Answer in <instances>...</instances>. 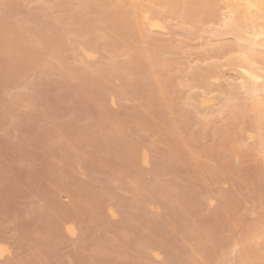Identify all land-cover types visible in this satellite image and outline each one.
Listing matches in <instances>:
<instances>
[{
    "label": "rangeland",
    "instance_id": "rangeland-1",
    "mask_svg": "<svg viewBox=\"0 0 264 264\" xmlns=\"http://www.w3.org/2000/svg\"><path fill=\"white\" fill-rule=\"evenodd\" d=\"M105 2L0 0V264H240L226 254L264 221L262 153L231 143L238 125L222 145L234 150L212 142L220 103L195 106L199 81L174 69L162 98L140 67L120 72L152 45L120 26L114 45ZM168 20L152 34L183 43L179 66L216 48Z\"/></svg>",
    "mask_w": 264,
    "mask_h": 264
},
{
    "label": "bare ground",
    "instance_id": "bare-ground-1",
    "mask_svg": "<svg viewBox=\"0 0 264 264\" xmlns=\"http://www.w3.org/2000/svg\"><path fill=\"white\" fill-rule=\"evenodd\" d=\"M114 1H115L116 6H114V8L112 7L113 9L110 8L111 9L110 13L102 14V16L108 15L111 18L110 19L109 17L105 16L107 18L106 22H108V24H109V21L111 20L110 22L111 24L106 25L108 26L107 29L109 30L107 31L106 29L107 35H109V33L111 35L110 41L114 45L116 44L114 43L115 42L114 38L112 39V36L114 37L116 36V34L112 35V31L123 32L121 31V28L119 27L118 28L120 30H116V31L115 29H118V28H114V30L112 31L110 28H113L115 26L116 27L120 26L123 28L125 27L126 29L125 28L123 29L125 31H127L128 29L129 30L134 29L132 31L134 32L136 31L137 33L135 34H137L140 39L141 38L143 39L142 43L143 42L151 43L152 45L151 47L152 49H148L147 47H145V45L141 46V52H140L138 50L139 49L138 46L140 45L137 46V43H135L138 49L136 48V46L135 48L138 51L134 49L135 51L133 50L132 52V49L130 48L131 52H128V53L129 54L131 53V55L129 56V58L127 60L125 59L126 60L125 62L122 63L121 61V63L117 65L118 68L123 69L120 72L124 71L125 73L126 69H133V68L135 69L137 68V66L138 68L140 67L139 69H141L142 71L141 74L144 75L143 78L148 79L149 82L152 84V85L150 84L151 87L153 86V89H154L153 91L155 93L152 91L151 88H150L151 89L150 93H152V95L154 96L157 93L162 98L164 97V94L169 91V90L168 91L166 90L167 84H169V81L171 82L170 74L172 73L174 69L176 70V72H179L180 75L178 76H181V78L179 77V79H182L181 80L182 83L180 84L183 86L187 85L190 79L191 80L193 79V81L195 80L199 81L201 86L203 85L206 88L207 92L204 91L201 95L196 94L198 96L197 97L195 96L196 101H197V105L195 104V106H198V108L202 109V107L204 106L209 107V105L210 106L214 105L218 101H219L218 103H220L217 108L216 107L215 109L213 108L214 110L213 109L211 111L209 110L210 111L209 116L211 115L213 116V114H219L221 116L220 119L218 118L219 120L218 119L217 121L215 120L216 122L213 124L214 126L212 129L213 130L212 142H214V140H217L218 143L220 144V147L223 144H227L225 142L226 140L225 141L223 140L229 137V135L232 132L231 129L233 131H236L234 130V128L235 126L238 125L237 126L238 132H235L234 135H232L231 143L235 144L238 147L240 145L248 146L251 143V145L248 146L250 147V152L262 153L261 156L263 157V160H264V83H254L244 74V72L240 70V68L243 67L247 69L248 71L254 72L257 75H259V72L257 71V69L254 68L252 64L247 61H254L256 65H259L260 67L264 68V0H114ZM78 2H80V0H71L72 4L71 3L70 4L74 6V4ZM104 2L105 0H102V3ZM104 4H106V2ZM160 5L165 10L164 17H161L156 12L155 10L156 7L154 8V6H160ZM162 11L163 9L161 10V13H163ZM81 12L83 13V11ZM164 19L176 21L175 24H177V27L181 26L182 28L180 27V30H176L175 32L179 34L188 33V34H185L186 37L189 34L192 36L193 35L195 36L197 34V38H198V33H202V34H199V37L201 39V36H203V33H205L207 35L206 36L207 39L205 40L204 39L205 37L202 38V42L203 43L205 42L203 44L204 48L206 44L208 45L213 44L211 43L212 39L214 43L216 44L215 45L216 48L214 50L204 49L203 51L204 54L201 53L202 55L201 57H199V53H198V56L194 55L195 58H197L196 61H194V63H192V61L190 62L188 59V61L184 62V64L182 65L180 64L182 67L179 66L178 65L179 62L178 64L177 62L175 63L176 53L179 47L183 45V43L180 45L179 43L177 44V42H174V40L170 42L164 41L165 43L160 42L159 39L157 40L156 36L152 34L156 32L158 33L160 31L161 32L162 31L164 32L165 30L167 31L166 25H169V24L165 25L163 22ZM68 24H69V21H68ZM186 29L190 31L187 32ZM129 30L127 32H130ZM194 36L192 38H194ZM102 37L104 38L107 36L104 35ZM228 38L230 40H228ZM179 42H180V39H179ZM109 45H111V43ZM106 48L107 46H105V49ZM112 49L113 48L111 47V50ZM81 51L86 56H90V54L86 50H84L82 47H81ZM210 51H214V52H210ZM234 53L243 54L244 56L247 57V61H245L242 57L233 56V58L230 60L226 61L224 59V62L222 63L223 61L222 58H225L226 56H230L231 54H234ZM202 57L205 58V60L206 58L209 59L208 61L210 63L206 67L205 66L201 67V64L199 65V63H197V61H200V59H202L201 62H203ZM214 58L215 60L212 61V59ZM176 64L178 66H176L175 68ZM226 65H228L233 71H235V73H232V74L235 75L234 78H236L235 79L236 81L229 80L228 79L229 77L225 75L227 74L226 71L225 73L224 71H221L222 69L220 67H224ZM136 70H134L135 71L134 74L140 71V70L138 71ZM228 75H230V78L233 76L231 75V73H228ZM225 76L228 78H226ZM220 78H225L227 82L219 83ZM240 80H244L247 83V90H241V87L239 84ZM214 90L217 92L218 99L216 97L215 98L209 97L211 95L208 96V93H211ZM149 96H151V94ZM157 96L158 95H156V97ZM147 104L149 103L147 102ZM201 109H198V110L200 111ZM207 111L205 114L207 118L203 119V123L205 125L209 121L208 119L209 116L207 115L208 114ZM242 125H245L246 127L243 128L241 127ZM228 139H227V142L230 143ZM232 144L230 145L232 146ZM225 146H222V148L225 147L224 150L228 149V147L229 149H232V147L229 145H225ZM235 147L233 146V148ZM251 156H254V155L251 154ZM145 159H146V154H145ZM242 179L243 178H241V180ZM249 186L250 185H248V187ZM261 201L263 200L261 199ZM258 220L259 221L253 220V223H251V226L249 228L247 227L248 228L247 233L244 235V237H242L243 239L241 241H235V242L233 241V243H231L230 248L228 249L226 248L228 254L226 253L225 254L227 256L230 255L231 257H233L232 259L241 261L240 264L241 263L242 264H252L251 261L254 260L256 257H258L259 255H262V257L264 256V225H263L264 221H262L261 223L260 219ZM241 235L242 234H240V237ZM253 244L256 246H252ZM4 250L5 248L0 245V255H2ZM223 257H225V255ZM236 262L237 261H235L234 263L236 264Z\"/></svg>",
    "mask_w": 264,
    "mask_h": 264
},
{
    "label": "snow or ice",
    "instance_id": "snow-or-ice-1",
    "mask_svg": "<svg viewBox=\"0 0 264 264\" xmlns=\"http://www.w3.org/2000/svg\"><path fill=\"white\" fill-rule=\"evenodd\" d=\"M233 56L242 57L245 61H247V57L241 53L231 54L230 56H226L224 59L227 61V60L232 59ZM247 62L251 63L252 66L257 69V71L259 72V75H257L254 72L248 71L247 69L243 67H241L240 70L244 72V74L254 83H264V68L260 67L259 65H256L254 61H247ZM197 63H199V61H197ZM239 84H240L241 90H247V83L244 80H240Z\"/></svg>",
    "mask_w": 264,
    "mask_h": 264
}]
</instances>
